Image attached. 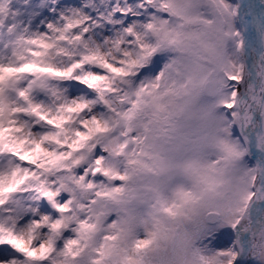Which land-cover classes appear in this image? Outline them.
<instances>
[{"label":"snow or ice","instance_id":"obj_1","mask_svg":"<svg viewBox=\"0 0 264 264\" xmlns=\"http://www.w3.org/2000/svg\"><path fill=\"white\" fill-rule=\"evenodd\" d=\"M23 4L0 36V205L36 195L0 215V264H264V0ZM62 43L92 47L62 70ZM51 79L71 81L56 107ZM73 167L76 209L44 176Z\"/></svg>","mask_w":264,"mask_h":264},{"label":"clouds","instance_id":"obj_2","mask_svg":"<svg viewBox=\"0 0 264 264\" xmlns=\"http://www.w3.org/2000/svg\"><path fill=\"white\" fill-rule=\"evenodd\" d=\"M8 12L6 14H0V36H8L11 33L16 31V27L19 26V18L22 13L14 11L17 7L23 8V0H4V5ZM10 25H15L14 27H9ZM76 29H73V34L76 32ZM62 46L71 53L70 55L64 54H57L53 51V55L51 56V62L59 69H67L70 65L74 64L83 53L88 51V48H91L92 45L89 44L88 48H85L83 43L76 45V44H68L62 43ZM105 57L109 62L115 63L119 57L114 50H111V55H108L105 52ZM101 66L96 63H90L86 67H81L75 70V75H83L85 72H91L93 69L100 68ZM103 71V69H101ZM50 87L52 89H56L55 95L49 93L46 97V102L53 107L61 105L65 102L66 99H71V81L70 80H57L51 79L48 81ZM117 87L124 88L126 85L123 83L117 82ZM109 98L111 94H109ZM119 107L120 105L117 104ZM96 107H103L102 104H97ZM96 107H94L89 115L95 114ZM109 115H111L109 113ZM75 126L74 124L72 125ZM94 156V152H87L86 157L91 158ZM3 159H10V157H3ZM87 163V159L85 160ZM82 166V165H81ZM79 168L73 167L70 171L66 170H59L54 173H45V179L47 180V186L55 190L58 186L60 187L59 195H70L72 198V207L76 209L78 202L81 199H87L90 195L89 192L81 190L78 184L73 181V177L78 175ZM61 178H64L63 181ZM36 181H30L27 185L22 186L21 191L14 194L13 197L9 200L7 205H0V215L8 216V215H15L14 212H9L8 209L13 207L15 201H20L24 205H30L35 203L31 198L36 195L33 186L36 184ZM71 188V191H69ZM58 199V197H57Z\"/></svg>","mask_w":264,"mask_h":264}]
</instances>
